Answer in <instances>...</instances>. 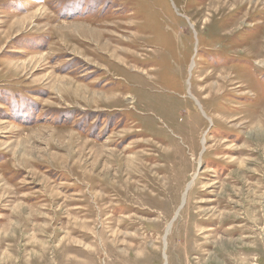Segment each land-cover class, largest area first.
Returning a JSON list of instances; mask_svg holds the SVG:
<instances>
[{
    "label": "rangeland",
    "instance_id": "rangeland-1",
    "mask_svg": "<svg viewBox=\"0 0 264 264\" xmlns=\"http://www.w3.org/2000/svg\"><path fill=\"white\" fill-rule=\"evenodd\" d=\"M263 67L264 0H0V264L254 248Z\"/></svg>",
    "mask_w": 264,
    "mask_h": 264
},
{
    "label": "bare ground",
    "instance_id": "bare-ground-1",
    "mask_svg": "<svg viewBox=\"0 0 264 264\" xmlns=\"http://www.w3.org/2000/svg\"><path fill=\"white\" fill-rule=\"evenodd\" d=\"M237 3H238V1H237ZM231 13H229V15H230ZM228 15V16H229ZM214 18V17H213ZM16 26V25H15ZM250 29V28H249ZM248 29V30H249ZM239 34V33H238ZM228 35V34H227ZM237 35V34H236ZM235 35V36H236ZM235 36H233V37H235ZM240 41H242V40H240ZM217 43V42H216ZM107 48V47H106ZM245 49H246V47H244ZM241 51V50H240ZM239 51V52H240ZM137 60V59H136ZM107 61L109 62V61H111L109 58L107 59ZM134 61V60H133ZM135 62V61H134ZM193 66H194V64L191 66V69L193 68ZM116 67H112V69H115ZM264 68V67H263ZM111 69V68H110ZM109 69V70H110ZM150 73H147V74H144L142 77L146 80V81H149V87L150 88H153V86H154V88L155 89H157L158 91H160V89H159V87L161 86V87H165L166 85H167V83H172L173 84V82L172 81H169V78H168V76H167V73L164 75V73H163V75H162V77H164V79L163 78H161V79H159L158 78V80H156V79H153V78H151V76L149 75ZM113 75H115V74H111V72L110 71H108L107 73H105V76H106V78H108V80H112V79H114V77H113ZM117 76H118V74H117ZM120 78V77H119ZM114 80H119V81H121V82H123V84H121V83H118V82H111V83H109L110 85H114L115 86V88L116 89H122V88H125V86L128 88L129 86H130V84L128 83V82H126V81H124V80H120V79H117V78H115ZM156 81V82H155ZM143 85V84H142ZM145 87V86H144ZM236 88V87H235ZM130 90H131V88H130ZM147 90V89H146ZM148 91H152V90H148ZM156 93V92H155ZM131 94H129L128 96H127V99H132L131 98V96H130ZM97 97V96H96ZM97 99V98H96ZM104 99V98H103ZM110 99V98H109ZM105 100H106V98H105ZM104 100V101H105ZM108 101H110V100H108ZM106 102H107V100H106ZM124 111V110H123ZM122 111V112H123ZM111 113V112H110ZM121 113V112H120ZM192 186V182L188 185V187H187V190L186 191H188L189 189H190V187ZM118 198V197H117ZM121 199H122V197H121ZM185 199V198H184ZM116 201V200H115ZM248 206V208L250 209V210H246V217H248L249 218V221L247 222V220L246 219H244V221H246L247 223H246V227L248 228V225H250L251 227H256V228H258V226H260L261 225V223H260V220H262V219H254L255 221H253L252 219L253 218H251L250 217V213H252V211L251 210H253V208L254 209H256V207L255 206H252V205H250V203H249V205H247ZM121 208H122V206H120ZM119 208V207H118ZM99 209H101V208H99ZM114 210H115V208H114ZM126 211V210H125ZM96 214V213H95ZM93 215V214H92ZM92 217V216H91ZM100 218V217H99ZM231 218V217H230ZM100 219H102V218H100ZM248 231L250 232V230L248 229ZM232 232L233 233H236V231L235 230H232ZM250 234L251 235H254V237H247V238H245L248 242H251L253 245H254V248H252V247H250V246H242L241 248H236V247H233L234 246V244H232V242H229V245H231V248H229L230 250H229V252H228V255H229V257H223V259H224V261H226L228 264H251V258L250 257H252V256H256V263L257 264H263V262H264V257H263V253H261L262 251L260 250L261 249V247H259V246H261L262 245V247H263V249H264V237H262V238H259V236L254 232V233H251L250 232ZM85 236V235H84ZM218 252H221V251H218ZM222 253H220V255H221ZM241 254H243L244 255V257H242V256H240ZM199 256V255H198Z\"/></svg>",
    "mask_w": 264,
    "mask_h": 264
}]
</instances>
